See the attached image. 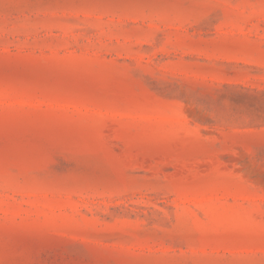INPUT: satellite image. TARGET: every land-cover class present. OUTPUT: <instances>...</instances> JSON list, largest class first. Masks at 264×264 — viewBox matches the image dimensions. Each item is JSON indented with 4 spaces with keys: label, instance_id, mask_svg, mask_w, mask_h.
Returning <instances> with one entry per match:
<instances>
[{
    "label": "rangeland",
    "instance_id": "1",
    "mask_svg": "<svg viewBox=\"0 0 264 264\" xmlns=\"http://www.w3.org/2000/svg\"><path fill=\"white\" fill-rule=\"evenodd\" d=\"M0 264H264V0H0Z\"/></svg>",
    "mask_w": 264,
    "mask_h": 264
}]
</instances>
